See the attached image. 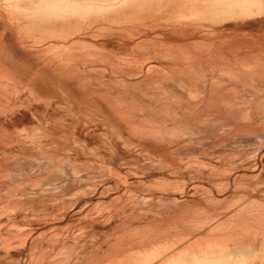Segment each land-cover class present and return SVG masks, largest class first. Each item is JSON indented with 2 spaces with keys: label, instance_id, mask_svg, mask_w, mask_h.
Wrapping results in <instances>:
<instances>
[{
  "label": "rangeland",
  "instance_id": "374dc122",
  "mask_svg": "<svg viewBox=\"0 0 264 264\" xmlns=\"http://www.w3.org/2000/svg\"><path fill=\"white\" fill-rule=\"evenodd\" d=\"M263 24L264 20L262 21V19L249 20L240 23V29L237 32L258 35L259 26ZM230 27L227 25L226 28L230 29ZM85 42L96 45L98 48L95 47L94 50L102 54L114 55L118 50L115 44L104 41L102 38H91ZM172 42L179 43V41ZM124 53H132V51L129 49ZM214 64L210 62L206 64V69L201 72L198 70L199 74L204 73L202 76L196 72L197 70H195L196 75L190 74L189 77L187 76L188 78L184 75L176 74L177 76H175L170 73L169 76L166 75L167 78L162 77L163 81H155V84L143 83L137 87L134 86L135 88L128 84L124 88V86L115 84L114 81L107 84L108 81L106 82L104 75V77L98 74L93 75V81L105 83L109 92L122 94L123 91L129 100L137 98L135 101L140 105L116 104L110 99L108 101L99 97L107 110L100 104H94L96 113L91 120V129H95V132L94 130L90 131L87 136L91 139L85 140L86 142L80 136L76 139L79 146L76 145L77 152H73V158H71L72 156L68 157L65 151H61V154L60 151H55V157H53L51 153H40L36 149L31 152L24 150L21 152L16 146L17 144L9 146L6 150L0 147V151L3 150L0 152L3 155H0V238L2 240H0V264H76L77 262V264H119L123 258L128 255H136V253L137 260L132 264H158L161 258L166 257L172 251L176 252L179 245L186 240L191 239L192 242L191 236L196 238L193 234L199 231H197L194 222L200 221L204 230L198 222L196 224H198L197 228L204 231L200 230V233L203 234L209 230L212 231L214 225L215 227L218 224L226 225V222L233 223L235 220H240V223L237 221L239 224L234 227L235 231H230L233 236L231 244L234 243V245L227 249L228 253L235 259L239 256L238 260L241 259V262L244 259L248 264H261L262 257L254 259V254L256 248L260 247L257 253L264 256V119H262L264 116L262 114L261 116L256 108L264 107V82L255 81L254 84L242 81L241 84V81L238 80L239 83L236 81L235 86L231 87L230 84L234 85V82L226 83L224 82L226 80L222 79L223 83L227 85L219 89L220 94L225 97L231 93L236 101L232 100L233 107L225 105L227 109H224L225 112L220 109L213 112L215 114L221 111L220 114L206 113L208 105H212L214 98V95L211 96L212 99L207 96L208 86L215 80V76L223 72L220 70L222 66L220 63ZM207 68L208 71H206ZM212 68L213 70L217 68L216 72ZM217 72L218 74H216ZM78 73L80 72L78 71ZM209 76L214 77V80ZM102 80L105 82H101ZM257 82L260 83L256 85ZM185 83L187 84L185 85ZM158 84L162 88L157 86ZM163 84L173 88L171 87L170 90L163 87ZM246 84H250L249 87L246 88L248 86ZM196 86L197 88L201 87L205 95L198 103L189 100L190 97L187 94L190 90H196ZM158 88L159 90H157ZM118 89L120 90L118 91ZM155 90L157 92H154ZM80 95L86 98V94L81 93ZM90 96L98 97L95 92L93 95H87V98L91 99ZM234 101L237 102L236 106ZM244 104L255 108L251 110L248 107L245 110L241 107L242 110L238 109L240 114L236 115L237 106ZM166 106L179 107L185 115H189L188 123H185L186 120L178 121L179 117L171 110L166 109V111ZM77 114H79V122L82 123L81 114L79 112ZM24 115V113H18V116ZM150 115H152L151 119ZM112 119L115 121L117 119V123L120 125L124 124L122 127L125 133L123 132L122 137L127 146L121 145V150L114 146L118 138L117 134L110 131L112 127L108 123L115 125ZM126 121L129 122L126 123ZM133 122H136V125ZM146 122L148 125L145 124ZM157 122L159 123L157 124ZM142 124L145 127L142 128ZM182 124L183 126H181ZM116 126L118 127V125ZM149 127L152 129L151 132H149ZM178 127L181 128L179 130L183 129V132L177 131ZM156 128H159L160 132ZM164 130L166 136L163 134ZM170 131H172L171 134ZM132 133L133 136L130 137ZM100 138L101 140H99ZM131 138L134 141L130 142ZM113 141L115 142L113 143ZM96 150H98L97 156ZM38 152L40 155L37 154ZM6 163L9 167L5 165ZM115 172L121 173V176L119 177ZM24 186L26 190L22 194L20 189ZM12 201L18 202L22 207H13L10 203ZM245 207L249 209L242 211V208ZM242 217L243 219H241ZM207 219L213 222H209ZM223 220L226 221H224L225 224ZM215 221L216 224H214ZM14 224L15 226H13ZM242 224L249 225V227ZM177 226L183 230L179 229L178 231ZM190 226L193 228L190 229ZM244 228L246 229L244 230ZM8 229L14 231L9 233ZM169 230L172 234L169 233ZM174 230L176 234H173ZM183 231L185 233H182ZM189 231L193 234L189 235L191 233ZM211 231L209 232L211 233ZM216 231H212L210 236L209 233H206L207 236L204 235L208 242L209 240L211 243L221 242L220 237L224 229L221 227L219 232ZM177 233L180 234L176 236ZM24 236H27L25 238H28V241ZM151 238L157 242H153ZM19 240H22V245L19 244ZM146 240H149V243H144ZM170 247L175 248L171 250ZM217 247L212 245V248L207 249L206 253L214 252V248ZM197 249L195 248V250ZM205 257L197 260L198 264H206L207 258ZM210 257L214 259L212 256ZM197 261L193 263L195 264Z\"/></svg>",
  "mask_w": 264,
  "mask_h": 264
},
{
  "label": "bare ground",
  "instance_id": "6f19581e",
  "mask_svg": "<svg viewBox=\"0 0 264 264\" xmlns=\"http://www.w3.org/2000/svg\"><path fill=\"white\" fill-rule=\"evenodd\" d=\"M255 19L264 20V0H0V147L6 150L9 146L17 144L16 146L20 151L24 150L31 152L33 149H36L40 151V153H51V155L53 154V157H55V151H60V154L61 151H65V153L68 154V157L72 156L71 158H73L74 155L72 154L77 150V146H79L77 145L76 139L80 136L84 139L83 141L86 142L85 140L88 141L89 139L87 135L90 134V131L94 130L95 132V129H91V120L96 113V106L94 104H100L106 109V106L101 99L99 100V97L108 101L110 99L116 104L130 103L134 106L140 105L139 102H136L137 98L135 99L136 101L132 99L129 100L123 91L122 94L120 92L115 94L112 91L109 92V89H107L108 86L106 87L104 85L105 83H96L93 81V75L95 74H98L99 76L104 75L106 82L108 81L107 84H109L110 81L111 83L114 81L115 84L117 83L119 86H124V88H126V84L131 85L132 87H137L143 83L151 84L158 80L163 81L162 77L165 78L166 75L169 76L170 73L175 74V76L178 74L186 77L190 74L196 75L195 73L198 72V70L201 72L203 69H206V64H209L210 62L215 64L220 63V66H223H221L220 70L223 72L220 73L219 71L220 74L217 72V76L214 74L215 80L214 77H210L211 70L209 71V77L213 78L214 81L210 82V84L208 83L207 96L211 98V96L214 95V98L212 97V105H208L209 108L207 107L206 113L211 112V114H213L214 111L220 109L223 111L224 109L227 110L225 105L233 107L232 100L234 99V96L231 93H228L225 97L220 94L221 92L219 89L227 85L223 83L222 79L226 80L224 81L226 83L234 82V85L229 83L231 87L235 86V82H238V80L241 81V84L243 82L254 84L255 81L264 82V24L259 26L258 35L254 33L241 34L237 32V30L240 29V23ZM227 25L231 26L230 29L226 28ZM91 38H102L104 41L115 44L118 50L114 55L106 53L102 54L97 50H94V48L97 47L96 45L85 42V40H90ZM172 41H179V43ZM129 49L132 53H124L125 50ZM208 68L210 67L208 66ZM208 68L206 71H208ZM195 70L197 71L195 72ZM216 70L214 68L213 71L216 72ZM78 71L80 73H78ZM203 74L204 73L202 72V74L200 73L199 75L202 76ZM199 79L201 80V78ZM105 80H102L101 82H105ZM258 83L260 82H257L256 85H258ZM159 84L157 86H161ZM186 84L187 83H185V85ZM246 85H248L246 86L247 88L250 84ZM151 86L150 90L152 88ZM163 87L170 89L172 86L169 88L167 85L165 86V84H163ZM251 87H253V84H251ZM201 89L202 88L199 87L194 91L190 90L187 93L190 97L189 100L195 101L196 103L200 102L204 95ZM119 90L120 89H118V91ZM157 90H159V88ZM157 90L154 92H157ZM94 92L98 97L92 98L90 96L91 99L87 98V95H93ZM81 93L86 94V96L84 95L86 98H83L80 95ZM235 97L237 96L235 95ZM155 100L157 101V99ZM235 101L233 103L236 106L237 102ZM230 106L229 109H231ZM139 107L140 106H138V108ZM241 107L247 110L248 107L250 108V105H238L236 108V115L239 111L238 109ZM257 107H259V105ZM252 108L253 107L250 109L252 110ZM166 109L171 110L177 115L179 117L178 121L186 120L185 123H188L190 120V117L188 118L189 115L186 114V116L184 111H181L179 107L173 108L171 106H166L165 110ZM256 109L260 115L262 114L264 116V107L260 106ZM142 110L143 108L141 111ZM19 112L24 113L25 115L18 116ZM77 112L81 114L82 123L78 120L79 114H77ZM216 113L220 114L221 111ZM159 115L162 116L161 114ZM151 116L152 115H150V119ZM117 119L116 121L112 119L115 122V125L110 122L108 124L112 127V130L110 131L117 134L119 141H116V145L114 144V146H117L119 149L117 147L114 148L121 150V145L127 146V143L123 141L122 137L124 132L122 126L124 124L120 125V123H117ZM262 119L264 118L262 117ZM165 120L167 119L165 118ZM130 121H132V119H130ZM128 122L126 121V123ZM159 122H157V124ZM133 123L136 125V122ZM172 123H174V121H172ZM95 124L94 126H96ZM145 124L148 125L147 122ZM116 125H118V127ZM143 126L145 127V125L142 124V128ZM161 126L162 124L160 127ZM181 126H183V124ZM175 127L173 128L175 129ZM179 127L177 128V131L183 132V129L179 130L181 129ZM150 128L151 127H149V129ZM159 128H156L158 132H160ZM133 129H135L134 126ZM151 131L152 129H150L149 132ZM172 131H170V134ZM129 132L131 133V129ZM163 132L164 136H166L165 130ZM166 132L168 133V131ZM136 133L138 132L136 131ZM143 134L146 135L144 132ZM152 135H154V133H152ZM132 136L133 133L130 137ZM131 139L130 142L134 141L133 138ZM99 140H101V138ZM114 142L115 141H113V143ZM11 151L14 152V150ZM97 151L98 150L95 152L96 156ZM90 152L92 153V151ZM40 153L38 152L37 154L40 155ZM0 155H2V153ZM100 157L102 158V156ZM65 158L67 159L66 156ZM103 158L105 159V157ZM104 159L101 160L104 161ZM5 165H7V163ZM115 173L118 174L119 177L121 176V173ZM25 190V186L20 189L21 192ZM6 192L8 191L6 190ZM10 194L12 195V193ZM22 194H24V192ZM10 203L13 207H22L18 202L12 201ZM249 208H242V211L243 209L245 211V209L248 210ZM238 214L239 213H237V215ZM238 217H240V215H238ZM243 217L241 219H243ZM224 221L225 220H223V223ZM237 221L240 223V220H235L233 223H227L225 221L226 225L218 224L216 227L214 225V228L212 229L214 232L216 230V232H219L218 230H221V227L224 229V232L222 231L223 234L220 237L221 242L219 243H211L208 238L209 243L207 237L204 235L209 233L210 236L213 232L209 230L211 233L209 231L203 234L200 233V230H204L203 226L199 223L200 221H197L198 224L202 226V229H199V227L197 228V222H194V225L199 232L193 234V232L189 231L191 232L189 235L193 234L196 238L194 239L191 236L190 238H192V242L191 239L186 240L183 243L181 242L182 244L179 245L176 252L172 251V253H169L166 257L161 258L158 264H194V261L200 260L201 257L205 256V258H207L206 264H248L245 262L247 260L244 261L243 259L244 262H241V259L238 260L239 256L237 259L233 256L231 257L227 250L231 245H234V243L231 244L233 236L230 234V231H235L234 227H237L239 224ZM209 222L213 221L210 220ZM214 224H216V221ZM13 226H15V224ZM16 226L18 225L16 224ZM180 227L178 228L177 226L178 231ZM246 227H249V225ZM14 228L18 229L17 227ZM189 228L192 229L193 227L191 228L190 226ZM245 229L246 228H244V230ZM170 230L169 233H171ZM182 230L183 229H180V231ZM9 231V233H11L12 230ZM175 232L176 231L174 230L173 234H176ZM5 233L7 232L5 231ZM182 233L185 232L183 231ZM179 234L177 233L176 236ZM199 235L203 236L200 237ZM25 237L27 236H24V238ZM145 237L147 239L146 235ZM186 238L189 237L186 236ZM27 239L26 241H28ZM148 241L146 240L144 243H147ZM154 241L157 242L155 239L153 242ZM14 243L16 242L14 241ZM212 245H214V247L219 246L214 248V252H210V254H208V252L206 253V250L209 248L211 249ZM2 246L4 247V245ZM219 247L221 248L220 250L218 249ZM174 248H171V250ZM195 248L198 249L195 250ZM171 250L169 249V251ZM258 250H260V247L256 248L254 259L262 257V262L260 263L264 264V256L258 254ZM163 252L165 254V251ZM136 255H128L123 258L119 264L134 263V261L137 260L135 257ZM92 257H94V255H92ZM195 264H198V261L197 263L195 262Z\"/></svg>",
  "mask_w": 264,
  "mask_h": 264
}]
</instances>
